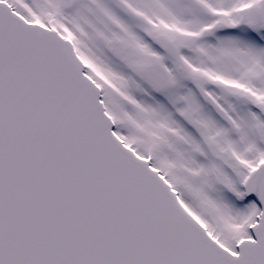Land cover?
<instances>
[{"label": "snow or ice", "instance_id": "snow-or-ice-1", "mask_svg": "<svg viewBox=\"0 0 264 264\" xmlns=\"http://www.w3.org/2000/svg\"><path fill=\"white\" fill-rule=\"evenodd\" d=\"M0 264H264V0H0Z\"/></svg>", "mask_w": 264, "mask_h": 264}]
</instances>
